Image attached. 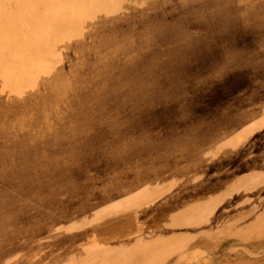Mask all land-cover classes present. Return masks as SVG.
<instances>
[{
  "label": "rangeland",
  "instance_id": "rangeland-1",
  "mask_svg": "<svg viewBox=\"0 0 264 264\" xmlns=\"http://www.w3.org/2000/svg\"><path fill=\"white\" fill-rule=\"evenodd\" d=\"M121 1L118 10L106 12L93 4L86 9L85 17L74 18L78 36L68 33L72 28L66 30L56 26L45 33L44 40L32 37L29 45L32 48L25 49L23 39L31 24L19 10L17 0H0V13L13 16L18 24V40L9 48L0 42V56L3 61L18 58L23 66L9 87L0 76V123L10 129L0 130V148H15L10 155L4 152L0 159V169L10 166L11 159L15 161L8 176L10 184L7 183L4 193L7 203L0 204V264H252L255 261L264 264V43L252 51L245 37L251 30L264 29V22L258 24L264 12V0H253L245 18L240 17L242 13L239 12L243 8L242 0H228L226 4L213 0L218 8L224 5L213 24L228 25L229 14L239 16L234 30L232 21L219 39L206 34L207 23L199 18L196 9L201 7L202 0L189 1L190 6L181 22L185 28L183 36L190 34L195 43L192 49L177 45L175 52L181 66L188 69L196 61L217 62L227 58L230 56L225 51L228 45L238 46L243 55V70H240L243 83L235 87V98L232 96L228 104L217 106L212 117L201 119L195 114V100L202 89L197 87L199 84L193 89L189 86L200 80L196 75L201 68L184 74L186 79H192L188 85L186 80L171 76L178 84L175 90L166 91L165 96L162 93L165 101L157 96L159 88L154 78L146 77L137 68L129 75L141 82L152 104L140 113L115 111L112 102L100 98L103 93H117L120 100H126L125 94L130 88L121 78L126 76L120 73L124 67L116 68V60L119 55L123 56V53L116 55L118 42L128 35V30L115 33L116 29L110 26L112 20L125 19L127 15L128 19H135L146 14L142 19L152 22L148 13L158 6L160 15L156 22L159 23L169 18L163 16L161 6L169 10L176 0ZM26 3L29 8L36 6L34 2ZM79 3L80 0L50 1L53 9L73 14L79 13ZM190 8L194 11L191 14ZM33 13L36 15L37 11ZM157 29H160L159 24ZM201 37L211 44L217 40L213 46H200ZM149 39L153 43L149 50L142 49L144 43L137 41L130 45L129 53L126 48L124 57L135 54L151 63L158 49L171 52V36L163 39L159 35L157 40L150 36ZM204 48L208 52L202 57L199 49ZM61 50L62 54L57 56L56 51ZM226 54L228 56L224 57ZM32 58L48 60L54 73L40 74L43 78L40 76L34 84L25 83ZM104 60H107L108 70L103 73L97 69ZM252 65L255 67L250 69ZM108 73L116 76L117 85L109 81ZM58 78L74 83L71 98L57 100V91L52 86ZM44 96L47 100L45 111L30 107ZM176 103H183L185 113H189L185 115H192L190 120L197 123L198 118L203 125L207 123L209 130L205 131L208 133L200 132L202 137H195L194 148L198 143L201 150L197 147V151L194 148L185 151L187 133L183 131L182 135L179 129L184 119L170 112V106H177ZM97 105L101 108H95ZM85 106L88 108L83 109ZM162 112L165 115H158ZM230 112L233 118L229 117ZM145 144L147 147L143 146ZM157 163L163 165V171L153 169L152 165ZM121 176L128 187L106 194V183ZM105 226L110 228L104 230ZM112 226L116 228L111 230ZM201 239L204 242L197 243L194 249L189 247Z\"/></svg>",
  "mask_w": 264,
  "mask_h": 264
},
{
  "label": "bare ground",
  "instance_id": "bare-ground-1",
  "mask_svg": "<svg viewBox=\"0 0 264 264\" xmlns=\"http://www.w3.org/2000/svg\"><path fill=\"white\" fill-rule=\"evenodd\" d=\"M18 4H19V10L22 11L24 14L25 19L27 20V22L29 24H31L30 29H29V33L24 37L23 42L25 43L24 48L25 49H31L32 47H30V42L32 41V37H36L39 40H44L45 37V33H48V31L52 28V27H59L62 29H66L68 30L69 28H72L71 31H69L68 33H71V36H78L79 32L78 30L75 29V24L77 21L74 20V18H76L78 16V18L80 17H85L87 15L86 9L90 6V5H96L98 7H102V9L104 11H112V10H118L121 8L122 6V1L121 0H80L79 3V8L77 9L79 11L78 14H73L72 12L69 13L67 11H65L63 9V11H61V9H53L51 6L52 4H50V1L52 0H17ZM190 0H176L175 2L172 3V6H170V9L168 10L167 8H163V6H161V11L163 13V16H169V18H164L161 22L157 23L156 21H158V17H159V13H160V7L158 6H154V9L151 13H148L150 15V18L152 20V22H149L148 20H143V17H146V14H140L139 17H136L135 19H128V15L126 16L125 19H114L112 20V22L110 23L111 28H115L116 32L118 31H123L128 30V35L125 36L124 38H122V41L118 42L119 44V50H117L116 55L118 56V54L123 53V56L119 55V59L116 60L118 61L116 63V68L117 67H124L121 72H123L122 74H125L126 76L121 77L123 79H125L127 81V83L130 85V88L128 89L127 94H125V96L127 95V99L126 100H120V95L117 93H113L112 95L107 94V93H103V95L100 97L105 101H110L112 102V104L114 105L113 108L115 111H122L125 112V110L128 111V113L126 114H130L131 111H138L139 113L141 111H143L144 109H146L149 106H152L151 101H150V96L148 94L147 91H144L141 82L139 83V81L137 80V78H134L133 76H130L129 74H131L132 72L137 71V68H139L140 72L142 74H144L146 77L150 76L152 78H154V80L156 81V86L157 88H159V92L157 96H161L162 93H164L165 96V92L169 90H175V86L176 84H178V82H174V80H172V78H170L171 76H177L179 77V79H184L183 81L188 82L192 79H186L184 77V74H191L193 73L197 68H201L198 70V74L196 76H198L200 78V80L196 83H190L189 86L191 87V89L195 88L198 84L197 87L200 86V88L202 89V92L200 96H196L197 99L195 100V104L197 105V114L199 116V119L201 118H206L207 116L212 117V113L214 111V109L221 105V104H228L229 101L232 100V96L234 94V89L236 86H238L240 83H243V77L241 76L243 74V72H241L240 70H243L242 65H243V60H242V53L240 52L241 49H238V46H230L228 45V47L225 49V51L227 52V54H229L230 56H228L227 54L224 55L228 56L226 59L222 58L221 60L217 61V62H212V61H207V62H193V64H190L188 69H185L184 67L181 66V64L179 63V58L176 55V48L177 45L182 47V48H186V49H192L193 48V44L195 43L194 40L191 38L190 34L189 36L184 37V33H185V28L181 22V18L185 15V11L187 10V7L190 6L189 3ZM217 2L221 3V4H226L228 2V0H223L222 2L219 0H216ZM240 1V0H239ZM253 0H242L243 2V8L242 10H240L239 12L242 13V15H240V17L245 18L247 15V12L249 11V9L252 7ZM26 2H34L36 3V6L33 7H28V3ZM77 1H74V3ZM201 7H199L196 10H199V18H202L207 23V29H206V34L208 36H211L213 38H218L223 35L224 33V29L228 30V26L231 24V22L233 21V23L231 24L232 26V31L235 28V23H237L239 16L238 15H231L229 14V19L231 20L230 23L227 25L225 24H220V25H216L213 24L212 22H215L216 18L219 17V13L222 7L218 8L216 7L215 3L213 0H202L201 1ZM33 4V3H32ZM39 5V6H37ZM62 5V4H61ZM56 6V5H55ZM63 6V5H62ZM230 6V5H229ZM231 7V6H230ZM59 8V7H58ZM65 8V7H64ZM234 8V6H233ZM223 9V8H222ZM226 9V8H225ZM33 11H37V14L35 15L33 13ZM170 11V13H169ZM85 12V14H84ZM169 14H168V13ZM190 14L193 13L194 11H191V8L189 9ZM112 13V12H111ZM81 14V15H80ZM83 14V15H82ZM85 15V16H84ZM109 15V14H108ZM75 16V17H74ZM208 16V17H207ZM171 17V19H170ZM238 17V18H237ZM105 20V19H104ZM260 20L261 22H259L258 24H261L264 22V12L260 15ZM158 24L160 25V29L158 30ZM18 24L17 21L13 18V16H9L3 12L0 13V34L2 32L3 35H1L0 37V42L2 44V46L9 48L10 44L13 41L18 40L17 39V30ZM144 27V29H143ZM57 31V29H55ZM229 30L230 27H229ZM55 31V32H56ZM88 33V32H87ZM226 33V32H225ZM60 35V34H59ZM68 36H70L69 34H67ZM160 35V37H162L163 39H166L168 36H171V40H170V44L171 46L169 47V49L171 50V52L165 50V49H158V51L155 54L154 60L153 62H145L143 59L139 58L137 55L135 54H130V56L128 57H124L125 55V51L126 48L127 50L130 49L131 47L130 45H133L132 43L134 42H143L144 46H141L142 49H147L149 50L152 46V42L149 39L150 36H155L156 40L158 38V36ZM196 35V34H195ZM23 36V35H22ZM247 40H249V45L253 51V49L256 48H261V44L264 43V29H255V30H251L249 31L248 35L245 36ZM64 38H69V37H64ZM63 38V41L66 40ZM34 39V38H33ZM206 38L201 37L200 40H198L199 45L203 46V45H207V46H213L216 43V40L211 44L210 41L208 40H204ZM113 40V39H112ZM197 41V40H196ZM73 42V41H72ZM112 42V41H111ZM36 43V42H35ZM79 43V42H78ZM197 43V42H196ZM62 44V43H61ZM101 45V44H100ZM105 45V44H104ZM111 45V44H110ZM103 46V45H101ZM106 46V45H105ZM99 48V46H98ZM104 48V47H103ZM102 48V49H103ZM112 48V47H111ZM108 49V47H107ZM106 49V50H107ZM123 49V50H122ZM245 49V48H244ZM263 49V48H262ZM101 50V49H100ZM99 50V51H100ZM243 50V48H242ZM249 50V49H248ZM247 50V51H248ZM260 50V49H258ZM28 51V50H27ZM103 51V50H102ZM114 51V50H113ZM62 50L61 51H56V55L60 56L62 54ZM109 52V51H108ZM112 52V51H111ZM208 51H206V48H204V50L199 49V53L202 57H204V55L207 53ZM255 52V51H254ZM100 53V52H98ZM107 53V51H106ZM110 53V52H109ZM129 53V50H128ZM107 55V54H106ZM115 55V54H114ZM210 55V54H209ZM217 55V54H216ZM103 56V55H102ZM117 56L114 58V60L117 58ZM127 56V54H126ZM96 58V57H95ZM98 58V57H97ZM96 58V59H97ZM113 58V57H112ZM7 59V58H5ZM252 59V57H251ZM20 60V59H19ZM102 60V59H101ZM108 60V59H107ZM106 60V61H107ZM113 60V59H112ZM261 60V59H260ZM98 61V60H97ZM96 61V62H97ZM101 61V64L99 65V70L97 69V71L99 72H106L108 69L106 68V62ZM100 62V61H99ZM115 61H113L114 63ZM248 62V61H246ZM259 62V61H258ZM257 62V64H258ZM21 62L18 61L17 59H9L8 61H3L1 56H0V76L2 77L4 84L6 86L9 87V85L14 82L17 78V73L21 72V69L23 68V66H21L20 64ZM255 63V61H254ZM77 64V63H76ZM98 64V62H97ZM115 64V63H114ZM250 64V63H249ZM263 64V63H262ZM79 65V64H78ZM95 65V64H94ZM255 65V64H254ZM250 66V69L253 68V66ZM29 68H27V72H26V80L24 81L27 84H31V83H35L40 76L42 77L43 73H51L52 68H51V64L48 60L42 59H36V58H32L30 61V64L28 65ZM197 66V67H196ZM248 66V65H247ZM246 66V67H247ZM110 67V66H109ZM245 67V68H246ZM249 67V66H248ZM255 67V66H254ZM25 68V67H24ZM113 68V67H112ZM118 68V69H119ZM261 68V67H260ZM59 69V68H58ZM64 69V68H63ZM75 69V68H73ZM248 69V68H247ZM249 69V70H250ZM256 69V68H254ZM253 69V71H254ZM57 70V69H56ZM113 69H111L112 71ZM260 70V69H258ZM256 70V71H258ZM96 71V70H95ZM117 71V70H114ZM119 71V70H118ZM252 71V70H251ZM252 71V73H253ZM56 72V71H55ZM58 72V71H57ZM54 73V72H53ZM64 73V72H63ZM73 73V72H72ZM248 73V72H246ZM263 73V72H262ZM109 74V73H108ZM135 74V73H134ZM137 74V73H136ZM259 74V73H258ZM57 75V74H56ZM67 75V74H66ZM104 74L101 73V76H103ZM106 75V74H105ZM109 81H111V83H113L114 85H117L118 80L116 79V76L112 73L109 74ZM252 76V74H250ZM264 75V74H263ZM19 76V75H18ZM22 76V75H21ZM121 76V75H118ZM195 76V77H196ZM254 76V74H253ZM66 77V76H65ZM192 77H194V75H192ZM43 78V77H42ZM69 78V77H68ZM99 78V76H98ZM49 79V78H48ZM178 79V78H177ZM179 79L177 81H179ZM137 80V81H136ZM255 80V79H254ZM46 81V80H45ZM44 81V82H45ZM180 81V82H183ZM261 81V80H260ZM54 82V81H53ZM263 82V81H262ZM143 83V82H142ZM254 83V82H252ZM74 84V83H73ZM71 82H65L64 81H60L59 78L57 81H55L54 86H52V84L50 85V87H54L57 91V100L58 101H62V100H66L71 98V91L73 89V85ZM110 84V82H109ZM185 84V83H184ZM192 84V85H191ZM252 85V84H251ZM256 85V84H253ZM248 86V85H247ZM246 86V87H247ZM261 86V85H260ZM12 87V86H11ZM129 87V86H128ZM135 90H133L134 88ZM196 87V88H197ZM122 88V87H121ZM133 88V89H132ZM248 88V87H247ZM246 88V89H247ZM49 89V88H48ZM249 89V88H248ZM252 89V88H251ZM20 90H22L20 88ZM106 90V89H105ZM244 89H242L241 91H243ZM51 91V89H50ZM246 91V90H245ZM261 91V90H260ZM29 92V91H28ZM32 92V91H31ZM173 91H171L172 94ZM264 93V90H263ZM175 93H173L174 95ZM199 94V93H198ZM170 95V94H169ZM166 95V96H169ZM237 95V93H236ZM244 95V94H243ZM163 96V95H162ZM161 96V100L165 101V97ZM240 96V95H239ZM264 96V95H263ZM22 97V96H21ZM133 97V100H131L130 98ZM234 97V96H233ZM16 98V97H15ZM18 98V97H17ZM46 97L44 96L43 98H41V100L36 101V103H31L30 107H32L33 109L39 110V111H45L46 106V102L47 100L45 99ZM159 98V97H158ZM178 99L181 98V96H177ZM195 98V96H194ZM231 98V99H230ZM235 98V97H234ZM233 98V99H234ZM12 99V98H11ZM101 99V101H103ZM250 99V98H249ZM264 99V98H263ZM153 100V99H152ZM193 100V99H192ZM239 100V99H238ZM4 101V100H2ZM100 101V102H101ZM237 101V100H235ZM252 101V100H251ZM254 101V100H253ZM1 102V101H0ZM90 102V99H89ZM99 102V104H100ZM9 103V102H8ZM245 103H249V102H245ZM98 104V101H97ZM179 104V103H178ZM193 103V105H195ZM234 104V103H233ZM244 104V103H243ZM241 104V105H243ZM165 105V104H164ZM169 105V104H168ZM177 105V103H176ZM196 105L194 107H196ZM230 105V104H229ZM235 105V104H234ZM56 106V105H55ZM225 106V105H224ZM245 106V105H244ZM57 107V106H56ZM90 107V106H89ZM155 106L152 107V109ZM222 107V106H221ZM234 107V106H233ZM238 107V106H237ZM88 108V106H85L83 109ZM95 108H101L99 105L95 106ZM169 108V107H168ZM184 105L183 103H181V105H177V106H170V112L172 116L175 117H183L184 119V124H181V127L179 128L180 130H182V135H183V131H185L187 133V137L185 139L186 145H185V151H189L191 149L194 148V144L196 142V138L197 135H200V132H204L205 130H207V123L205 125H203L202 122H200L197 118V123H195L193 120H190L192 115L187 116L185 114H189V113H185L184 111ZM239 108V107H238ZM152 109L150 110V112L152 111ZM195 109V108H194ZM227 109V108H226ZM236 109V107L234 108ZM233 109V110H234ZM221 110V108H220ZM239 110V109H236ZM250 110V108L248 109ZM252 110V109H251ZM250 110V111H251ZM193 111V112H196ZM232 111V110H231ZM243 111V110H240ZM149 112V113H150ZM193 112L190 111V113L193 114ZM227 112V111H226ZM247 112V111H246ZM156 113V112H155ZM154 113V115H155ZM221 113H225L222 112ZM239 113V111H238ZM153 114V113H152ZM194 114V115H195ZM158 115H165V112H162L161 114ZM193 115V116H194ZM196 115V117H197ZM215 115V114H214ZM231 115V112L229 113V117ZM257 115V114H256ZM46 116V115H45ZM151 116V115H150ZM234 116V114H233ZM244 116H246V114H244ZM248 116V115H247ZM258 116V115H257ZM130 115L127 116V119H130ZM168 117V116H167ZM226 118L228 117L225 116ZM151 118V117H150ZM155 118V116H154ZM195 118V117H192ZM224 118V117H222ZM233 118V117H230ZM229 118V119H230ZM236 118V117H235ZM251 118V116L249 117V119ZM253 118V117H252ZM160 119V118H159ZM180 119V118H179ZM176 119V120H179ZM154 120V119H152ZM156 120V119H155ZM207 120V119H206ZM212 120V119H211ZM248 120V119H247ZM252 120V119H250ZM161 121H166V120H161ZM172 121V120H171ZM182 120H180L181 122ZM192 121V122H191ZM196 121V119H195ZM198 121L200 123H198ZM213 121V120H212ZM222 121H224L222 119ZM170 122V121H168ZM176 121H174L175 124ZM194 122V123H193ZM245 122V121H244ZM182 123V122H181ZM211 123V122H210ZM209 123V124H210ZM214 123V121H213ZM180 124V123H179ZM168 125V124H167ZM172 125V124H171ZM215 125V123H214ZM220 125V124H219ZM222 125V124H221ZM170 126V125H169ZM174 125H172L171 127H173ZM216 126V125H215ZM226 126V125H225ZM229 126V125H227ZM226 126V127H227ZM239 126V125H238ZM241 126V125H240ZM3 127L5 128V126L3 124L0 123V130H3ZM168 127V126H167ZM170 127V128H171ZM176 127V124H175ZM174 127V129H175ZM214 127V126H213ZM217 127V126H216ZM219 127V126H218ZM237 127V126H236ZM7 128V127H6ZM5 128V129H6ZM160 128V127H159ZM168 128V129H170ZM225 129V127H223ZM230 128V127H228ZM239 128V127H238ZM8 129V128H7ZM6 129V130H7ZM211 129V127H210ZM221 129V128H220ZM223 129V130H224ZM10 130V129H8ZM177 131V129H175ZM209 130V129H208ZM166 131V130H165ZM172 131V128H171ZM225 132L227 130H224ZM234 131V130H233ZM184 132V133H185ZM206 132V131H205ZM215 132V129H214ZM170 133V131H169ZM208 133V132H206ZM229 134V132H227ZM166 134V133H165ZM172 134V133H171ZM174 134V132H173ZM175 134H177V132H175ZM210 134V133H209ZM227 134V135H228ZM179 135V134H177ZM204 135V133H203ZM168 136V135H167ZM180 136V135H179ZM185 136V135H184ZM202 137V135H200ZM226 136V135H225ZM172 137V136H171ZM204 137V136H203ZM208 136H206L207 138ZM173 138V137H172ZM176 138V137H175ZM179 138V137H178ZM181 138H183L181 136ZM185 138V137H184ZM183 138V139H184ZM205 138V139H206ZM210 138V137H209ZM224 138V137H223ZM169 139V138H168ZM171 139V138H170ZM177 139V138H176ZM211 139V138H210ZM222 139V138H220ZM201 140V139H200ZM204 140V139H203ZM169 141V140H168ZM208 141V138H207ZM219 141V139H218ZM153 142V141H152ZM167 144H169L168 142H166ZM171 143V142H170ZM205 143V142H204ZM154 144V143H153ZM163 144V143H162ZM178 144V143H177ZM176 144V145H177ZM198 147V143L196 144ZM144 147H147V145H143ZM143 146H141V148H144ZM165 146V145H164ZM200 146V145H199ZM210 146V145H209ZM167 147V145H166ZM196 147V148H197ZM52 148V147H51ZM196 148H194V150H196ZM199 148V147H198ZM208 148V147H207ZM167 149V148H164ZM163 149V150H164ZM200 149V148H199ZM179 150V149H178ZM177 150V151H178ZM201 150V149H200ZM13 151H15V148H13V146H9L5 149L0 148V159L2 156H4V152L5 154H12ZM26 151V150H24ZM197 151V150H196ZM174 152V151H173ZM193 152V151H191ZM189 152V154L191 153ZM158 153V152H157ZM156 153V154H157ZM161 153V151H160ZM181 153V152H180ZM184 153V152H182ZM199 153V152H198ZM125 153H123L124 155ZM162 154V153H161ZM18 155V154H16ZM158 155V154H157ZM160 155V154H159ZM178 156H181L179 154H176ZM192 155V154H190ZM22 156V155H21ZM155 156V155H154ZM172 156V155H171ZM250 156V155H249ZM161 157V156H159ZM174 157V156H173ZM172 157V158H173ZM176 157V156H175ZM20 158V157H19ZM158 157H156L157 159ZM164 158V156H163ZM171 158V157H170ZM16 159V158H15ZM18 159V157H17ZM161 159V158H160ZM159 159V161H160ZM184 159V158H183ZM25 160V159H24ZM27 160V159H26ZM158 160V159H157ZM166 160V159H165ZM172 160V159H171ZM174 160V159H173ZM3 161V159L1 160ZM11 163L10 166L6 165V166H2L0 169V204H5L7 203V200L4 197V193H5V189L8 183V176L9 173L12 170L13 167V162L14 159H11ZM23 161V160H22ZM4 162H5V158H4ZM20 162V161H19ZM164 161H162L163 163ZM168 162V161H167ZM172 162V161H171ZM175 162V161H174ZM188 162V161H187ZM2 164V162H0ZM6 163V162H5ZM160 163V162H159ZM160 163V164H162ZM170 163V162H169ZM178 162H176L177 164ZM0 164V165H1ZM181 164V163H180ZM5 165V164H4ZM158 165V166H157ZM165 165V164H164ZM175 165V164H174ZM172 165V166H174ZM24 166V165H23ZM142 166V165H140ZM144 166V165H143ZM153 167V169H156V172H160L163 171L161 170V168H163V165H159L158 163ZM168 166V165H167ZM166 166V167H167ZM171 166V165H170ZM177 166V165H176ZM197 166V165H196ZM262 166V165H261ZM16 167V166H15ZM19 167V166H18ZM136 167V166H135ZM138 167V166H137ZM165 167V166H164ZM264 167V165H263ZM147 168V167H146ZM168 168V167H167ZM197 168V167H195ZM137 169V168H135ZM141 169V168H140ZM182 169V168H181ZM202 169V168H201ZM160 170V171H159ZM167 170V169H166ZM183 170V169H182ZM139 171V170H138ZM137 171V173H138ZM167 172V171H166ZM189 172V171H188ZM197 172V171H196ZM184 173V172H183ZM187 173V171H186ZM177 174V173H176ZM191 174V173H189ZM12 175V174H10ZM178 175V174H177ZM183 175V174H182ZM13 176V175H12ZM11 176V177H12ZM168 176V175H167ZM14 177V176H13ZM165 177V175H164ZM187 178V176H186ZM189 178V177H188ZM112 179V178H111ZM110 179V181H108L106 183V190L104 191L106 194L109 192H112V190L118 189V188H124V187H128V182L125 180L124 176H121L119 179L115 180V178H113L112 180ZM159 179V178H158ZM182 179V178H181ZM155 180V179H154ZM151 181V180H150ZM149 181V182H150ZM152 182V181H151ZM150 182V183H151ZM213 182V181H212ZM224 183V182H223ZM10 184V183H8ZM211 185V184H210ZM191 187V186H190ZM125 188V189H126ZM216 188V187H215ZM200 189V188H199ZM209 189V188H208ZM124 190V189H123ZM136 190V189H135ZM233 190V189H232ZM195 191V190H194ZM103 192V191H102ZM193 194V193H192ZM186 195V194H185ZM189 195V194H188ZM176 197V196H175ZM183 197V196H182ZM187 197V196H186ZM174 198V197H173ZM179 198V197H178ZM198 199V198H196ZM172 200V199H171ZM193 200V199H192ZM173 201V200H172ZM195 201V200H194ZM129 203V202H128ZM201 203V202H200ZM161 204V203H159ZM189 205V204H188ZM199 205V204H198ZM184 207V206H183ZM186 208V207H185ZM159 209V208H158ZM197 209V208H194ZM230 209V208H229ZM180 210V209H179ZM197 211V210H196ZM203 211V210H202ZM99 212V211H98ZM199 212V211H198ZM103 213V212H102ZM155 213V212H154ZM111 214V213H110ZM114 214V213H113ZM183 214V213H182ZM202 214V213H201ZM146 215V213H145ZM152 215V214H150ZM177 216V215H176ZM182 216V215H181ZM196 216V215H195ZM200 216V215H199ZM238 216V215H237ZM97 217V216H96ZM229 217V216H228ZM108 218V217H107ZM233 218V217H232ZM240 218V217H239ZM84 219V218H83ZM89 220V218H87ZM227 219V218H226ZM123 220V219H122ZM128 220V219H127ZM224 220V219H222ZM230 220V219H229ZM228 220V221H229ZM247 221V219H245ZM79 223V222H78ZM71 224V223H70ZM73 224V223H72ZM121 224V223H120ZM124 224V223H123ZM164 224V222H163ZM234 224V223H233ZM238 224V223H237ZM82 225V223H81ZM115 225V224H113ZM173 225V224H171ZM122 226V225H121ZM74 227V226H73ZM161 226H159L160 228ZM4 228V227H3ZM8 228V227H7ZM110 228V226H105L103 229L104 230H108ZM116 226H112V229H115ZM187 228V227H186ZM52 229V228H50ZM180 230V229H178ZM177 230V231H178ZM165 230H162V232ZM172 231V230H171ZM186 231V230H185ZM198 231V230H197ZM238 231V230H237ZM135 232V231H134ZM191 232V231H189ZM158 233V232H157ZM237 233V232H236ZM163 234V233H161ZM235 234V233H234ZM197 235V234H196ZM241 235V234H239ZM162 236V235H161ZM224 236V235H223ZM236 236V235H235ZM193 238V237H192ZM220 239V238H219ZM245 239V238H244ZM195 240V239H194ZM238 240V239H237ZM127 241V240H126ZM239 241V240H238ZM204 242V240H198V242L194 243V244H189L191 246V248H193L195 245H199L197 243H202ZM219 242V241H218ZM263 241H261L262 243ZM221 243V242H219ZM260 243V244H261ZM186 245V244H185ZM222 244H220L221 246ZM243 245V244H242ZM204 246V244H203ZM219 246V248H220ZM239 246V245H238ZM196 247V246H195ZM218 247V246H217ZM244 247V246H243ZM261 247V245H260ZM184 248V247H183ZM200 248V247H199ZM208 248V247H207ZM229 248V247H228ZM188 249V248H187ZM194 249V248H193ZM213 249V248H212ZM244 249V248H243ZM261 249V248H260ZM231 250V249H230ZM257 251V250H256ZM188 252V251H187ZM214 252V251H213ZM87 254V253H86ZM179 254V253H178ZM218 255V254H217ZM223 255V254H222ZM226 255V254H225ZM86 258V257H85ZM89 259V258H88ZM264 259V258H263ZM84 260V259H83ZM82 260V261H83ZM102 263V262H101ZM113 263V262H112ZM108 264V263H107ZM222 264H230L229 262H223ZM244 264H248V263H244ZM252 264H263L262 262H258L255 261Z\"/></svg>",
  "mask_w": 264,
  "mask_h": 264
}]
</instances>
